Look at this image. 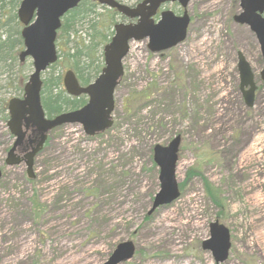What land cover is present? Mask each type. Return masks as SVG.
Masks as SVG:
<instances>
[{
    "label": "rangeland",
    "instance_id": "374dc122",
    "mask_svg": "<svg viewBox=\"0 0 264 264\" xmlns=\"http://www.w3.org/2000/svg\"><path fill=\"white\" fill-rule=\"evenodd\" d=\"M133 5L136 0H120ZM163 8L181 13L178 2ZM106 9V8H105ZM101 6L97 12L106 14ZM185 38L152 52L132 40L113 93V122L86 134L79 123L48 133L34 156V177L21 161L6 165L13 137L7 101L22 96L31 59L0 60V264H100L115 245L131 239L132 258L119 264H264V81L259 45L236 22L239 0H189ZM114 23L123 20L119 13ZM93 13L66 40H91ZM60 43V44H59ZM237 51L254 73V101L240 87ZM68 62L42 72L62 76ZM5 101L6 110L1 107ZM180 135L176 178L180 195L147 214L159 189L156 143ZM215 194L208 195L203 179ZM215 197V199H213ZM228 227V257L216 263L201 246L209 223Z\"/></svg>",
    "mask_w": 264,
    "mask_h": 264
},
{
    "label": "water",
    "instance_id": "95a60500",
    "mask_svg": "<svg viewBox=\"0 0 264 264\" xmlns=\"http://www.w3.org/2000/svg\"><path fill=\"white\" fill-rule=\"evenodd\" d=\"M80 1L20 0L17 8L23 40L19 60L30 58L33 70L23 86L22 96L11 97L7 103V126L15 140L7 150L4 161L6 165L24 161L29 178L34 177V156L43 147L52 128L65 123H79L86 134L94 135L111 126L113 93L123 74L122 59L129 50V41L148 38L147 46L152 52L166 50L185 38L190 20L186 9L182 14L163 9L158 20L153 18L162 3L178 1L182 7H186L189 0H140L133 6L118 0H97L100 4L115 8L126 17L136 18V21L114 23L113 35L103 46V67L91 82L81 85L73 69L65 70L62 76L65 92L71 96L84 94L87 101L78 108L47 116L41 102V74L58 59L56 33L61 17ZM239 5L241 10L233 18L236 22L248 25L254 32L264 62V0H239ZM237 69L244 101L247 106H251L256 83L251 66L241 51H237ZM260 75L264 81V66ZM22 126L32 128V133L28 136L31 148L20 155L16 148L24 139L25 130ZM179 145L180 135H175L166 145L156 143L152 148L153 161L159 171V189L153 196L147 214L171 203L180 194L176 178ZM1 175L0 169V177ZM201 246L211 252L216 263L225 261L231 246L228 227L218 219L211 221L209 236L202 240ZM134 252L135 243L131 239L120 241L100 264H118L131 258Z\"/></svg>",
    "mask_w": 264,
    "mask_h": 264
},
{
    "label": "trees",
    "instance_id": "16d2710c",
    "mask_svg": "<svg viewBox=\"0 0 264 264\" xmlns=\"http://www.w3.org/2000/svg\"><path fill=\"white\" fill-rule=\"evenodd\" d=\"M19 2L20 0H0V60H15L16 51L22 48L21 23L16 13ZM99 6L101 5L95 0L80 1L77 6L68 10L61 17V25L57 30L56 42L61 40L65 34L67 40L77 22L85 15L93 13L97 16L90 24L92 32L89 42H85L83 39L75 40V44L65 51L59 43L62 54H58L59 58L55 63L68 62L81 84H87L100 72L103 66L102 47L112 35L114 15L117 14L114 9L105 6L101 7L106 8V14L99 13L96 11ZM41 102L46 115L52 116L81 106L86 102V97L84 95L72 97L66 94L59 75L50 71L42 79ZM5 105V101H3L1 107L4 108V111L6 110ZM6 117L7 114L4 118L6 119ZM203 181L207 194H215L208 180L204 178Z\"/></svg>",
    "mask_w": 264,
    "mask_h": 264
},
{
    "label": "flooded vegetation",
    "instance_id": "af4514ba",
    "mask_svg": "<svg viewBox=\"0 0 264 264\" xmlns=\"http://www.w3.org/2000/svg\"><path fill=\"white\" fill-rule=\"evenodd\" d=\"M263 16H264V12H263ZM127 20L131 21L133 19H127ZM260 55H261V53H260ZM261 60H262V63H263L262 56H261ZM260 77H261V75H260ZM22 128H23V130H25V134H24V137H23L24 139L22 140V143L20 145H17V148H16L17 153H19L20 155L25 154L31 148V145L28 144V136H30V134L32 133V128L31 127L25 128L24 126H22ZM11 136L13 137V142H14L15 136H13V135H11ZM31 137H32V135H31Z\"/></svg>",
    "mask_w": 264,
    "mask_h": 264
}]
</instances>
